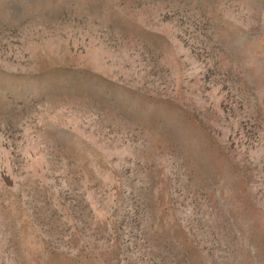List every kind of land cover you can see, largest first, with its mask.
Wrapping results in <instances>:
<instances>
[{
  "label": "rangeland",
  "instance_id": "rangeland-1",
  "mask_svg": "<svg viewBox=\"0 0 264 264\" xmlns=\"http://www.w3.org/2000/svg\"><path fill=\"white\" fill-rule=\"evenodd\" d=\"M0 264H264V0H0Z\"/></svg>",
  "mask_w": 264,
  "mask_h": 264
}]
</instances>
